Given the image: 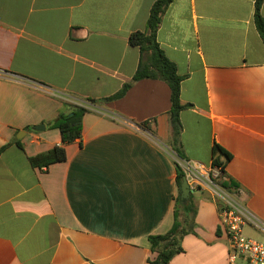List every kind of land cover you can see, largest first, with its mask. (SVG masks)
I'll return each instance as SVG.
<instances>
[{"label": "crops", "instance_id": "obj_1", "mask_svg": "<svg viewBox=\"0 0 264 264\" xmlns=\"http://www.w3.org/2000/svg\"><path fill=\"white\" fill-rule=\"evenodd\" d=\"M155 1L0 0V150L10 144L0 151V264L156 258L148 238L171 229L178 196L169 87L144 79L121 99L88 102L132 79L140 52L129 37L146 30ZM254 3L172 0L157 42L190 105L180 113L185 159L209 166L214 145L230 154L225 176L264 223V43ZM65 106L88 110L80 140L65 146V161L32 168L29 157L61 144L47 123ZM38 125L45 129L33 131ZM191 194L195 233L169 264H243L229 262L211 190ZM244 233L264 242L254 226Z\"/></svg>", "mask_w": 264, "mask_h": 264}, {"label": "trees", "instance_id": "obj_2", "mask_svg": "<svg viewBox=\"0 0 264 264\" xmlns=\"http://www.w3.org/2000/svg\"><path fill=\"white\" fill-rule=\"evenodd\" d=\"M171 1L156 0L150 8L146 30L144 32H134L130 35L129 44L138 48L140 52V61L132 79L124 84L113 96L102 100L89 99L88 102L102 105L121 99L133 84L140 80L151 79L164 81L170 90L169 123L171 136L169 146L179 160H186L180 145L182 131L180 113L190 105L183 104L180 99L183 77L178 75L175 64L165 56L157 42V31ZM262 4H264V0H255L254 24L262 43H264V16L260 13ZM87 111L86 108L81 106L63 107L59 114L47 123L49 129H57L59 131L61 144L54 146L47 152L29 157L28 162L30 166L32 168L47 169L50 165L65 161V146L80 140L82 136V117ZM140 126L152 131L147 123H142ZM13 143L21 147L18 141L15 140ZM8 145L4 146L0 151H3ZM214 155L211 164L219 167L225 175V167L231 159L230 154L219 146L214 145ZM175 167L178 196L175 200L173 225L167 233L150 236L148 238L151 251L156 253V258L150 262L151 264H169L174 256L183 252L181 246L183 238L186 235L195 233L196 205L194 198L191 194L187 204H181L179 199L180 186L185 174L176 162ZM220 187L228 193H231L235 188L234 184L229 180L220 183ZM216 203L220 209L222 207L221 202L216 201Z\"/></svg>", "mask_w": 264, "mask_h": 264}, {"label": "built area", "instance_id": "obj_3", "mask_svg": "<svg viewBox=\"0 0 264 264\" xmlns=\"http://www.w3.org/2000/svg\"><path fill=\"white\" fill-rule=\"evenodd\" d=\"M176 163L190 182L191 190H200L206 186L211 190L215 201L221 202L220 226L228 240L229 262L242 260L243 264H264V242L250 238L244 233V228L248 225L264 231V223L246 209L240 200L242 190L235 187L232 193L224 191L220 183L228 179L219 167L212 164L204 166L187 160H179Z\"/></svg>", "mask_w": 264, "mask_h": 264}, {"label": "water", "instance_id": "obj_4", "mask_svg": "<svg viewBox=\"0 0 264 264\" xmlns=\"http://www.w3.org/2000/svg\"><path fill=\"white\" fill-rule=\"evenodd\" d=\"M44 129H45L44 125H38V126H34L32 128V130L36 131V132L43 131ZM191 193H193V190H191L186 177H184L182 180V184L180 186V197H179V199H180L181 204H183V205L187 204Z\"/></svg>", "mask_w": 264, "mask_h": 264}]
</instances>
